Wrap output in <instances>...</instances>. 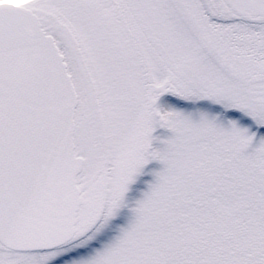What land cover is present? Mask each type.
<instances>
[{
  "label": "snow or ice",
  "instance_id": "6c2138e0",
  "mask_svg": "<svg viewBox=\"0 0 264 264\" xmlns=\"http://www.w3.org/2000/svg\"><path fill=\"white\" fill-rule=\"evenodd\" d=\"M0 264H264V0H0Z\"/></svg>",
  "mask_w": 264,
  "mask_h": 264
},
{
  "label": "rangeland",
  "instance_id": "374dc122",
  "mask_svg": "<svg viewBox=\"0 0 264 264\" xmlns=\"http://www.w3.org/2000/svg\"><path fill=\"white\" fill-rule=\"evenodd\" d=\"M151 168H158L159 165L153 164L150 166ZM152 177L150 175H145L142 177L135 185L132 186V190L128 194V202L131 206L135 200L141 197V193L147 190V181L151 180ZM131 218V213L128 208H125L121 214L112 221L111 226L106 231L105 235L101 237L102 240L110 239L115 236L119 232V228L126 226L129 219Z\"/></svg>",
  "mask_w": 264,
  "mask_h": 264
}]
</instances>
